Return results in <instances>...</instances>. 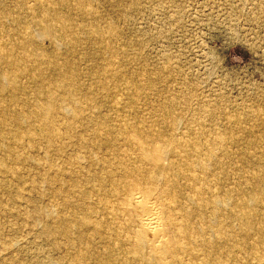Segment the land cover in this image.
Segmentation results:
<instances>
[{
  "label": "rangeland",
  "instance_id": "rangeland-1",
  "mask_svg": "<svg viewBox=\"0 0 264 264\" xmlns=\"http://www.w3.org/2000/svg\"><path fill=\"white\" fill-rule=\"evenodd\" d=\"M0 71V264H264V0H0Z\"/></svg>",
  "mask_w": 264,
  "mask_h": 264
},
{
  "label": "bare ground",
  "instance_id": "bare-ground-1",
  "mask_svg": "<svg viewBox=\"0 0 264 264\" xmlns=\"http://www.w3.org/2000/svg\"><path fill=\"white\" fill-rule=\"evenodd\" d=\"M42 3V2H41ZM82 3H84V2H82ZM54 5V4H53ZM61 6V5H60ZM32 9V8H31ZM50 9V8H49ZM86 9H87V7H86ZM9 20V19H8ZM10 21V20H9ZM96 21V20H95ZM16 23V22H15ZM44 24V23H43ZM83 24V23H82ZM84 26V25H83ZM95 27V26H94ZM23 31V30H22ZM41 32V31H40ZM45 34H48V35H50L49 34V32H47V31H45ZM39 35V34H38ZM84 35V34H83ZM40 37V36H39ZM38 37V38H39ZM47 37V36H46ZM46 37H44V38H46ZM50 37H51V35H50ZM16 39V38H15ZM22 39V38H21ZM21 39H20V41H21ZM11 42H13L12 40H11ZM26 43V42H25ZM58 43V42H57ZM60 44H61V42H60ZM20 45V44H19ZM8 47H10V46H8ZM37 47V46H36ZM3 48V47H2ZM35 50H37V48L35 49ZM22 51V50H21ZM30 51V50H29ZM41 51H42V49H41ZM24 52V51H23ZM28 53V52H27ZM41 53V52H40ZM19 59V58H18ZM40 59H41V56H40ZM38 62V61H37ZM10 64V63H9ZM39 64V63H38ZM153 66V65H152ZM6 67V66H5ZM13 69V68H12ZM15 69V68H14ZM1 72V71H0ZM68 73V72H67ZM59 74V73H58ZM1 76V75H0ZM60 77V76H59ZM1 78H3V77H1ZM25 78V77H24ZM7 80V79H6ZM5 80V81H6ZM107 80H108V78H107ZM10 81H11V79H10ZM36 82V81H35ZM8 82H6V84H7ZM32 83V82H31ZM52 83V82H51ZM50 83V84H51ZM33 84V83H32ZM59 84V83H58ZM31 85V84H30ZM47 86V85H46ZM30 88V87H29ZM61 88V87H60ZM3 91V90H2ZM9 92V91H8ZM31 92H33V91H31ZM6 93V92H5ZM7 94V93H6ZM21 95V94H20ZM11 97V96H10ZM9 97V98H10ZM35 98V97H34ZM1 100V99H0ZM16 100V99H15ZM17 101V100H16ZM32 101V100H31ZM41 101V100H40ZM1 102H2V100H1ZM11 102V101H10ZM14 102V101H13ZM20 102V101H19ZM42 102V101H41ZM71 102V101H70ZM172 102V101H171ZM15 104H16V102H14ZM18 103V102H17ZM66 103V102H65ZM77 103V102H76ZM1 104V103H0ZM5 105V104H4ZM45 105V104H44ZM34 106L35 105H33V108H34ZM13 107V106H12ZM37 107V106H36ZM51 107V106H50ZM63 108H65V107H63ZM66 108H69L68 106L66 107ZM65 108V109H66ZM66 111V110H65ZM68 112H69V110H67ZM12 112V111H11ZM12 113H14V112H12ZM18 113V112H17ZM239 113V112H238ZM19 114V113H18ZM18 114H16V115H18ZM29 115V114H28ZM1 117V116H0ZM23 118V117H22ZM26 120V119H25ZM23 121V120H22ZM21 121V122H22ZM33 122V121H32ZM36 122H38V121H36ZM57 126V125H56ZM157 126V125H156ZM54 128V127H53ZM13 129V128H12ZM14 130V129H13ZM24 130V129H23ZM104 132V131H103ZM141 132V131H140ZM130 133H132V132H130ZM156 133V132H155ZM48 134V133H47ZM142 135V134H141ZM218 135H219V133H218ZM223 135V134H222ZM132 136H135V135H132ZM138 136V135H137ZM137 136H135L136 138L135 139H137V140H139L138 139V137ZM192 136V135H191ZM199 136V135H198ZM166 137V136H165ZM174 137H176V136H174ZM214 137V136H213ZM128 138V137H127ZM140 138V137H139ZM167 138V137H166ZM185 138V137H184ZM143 139V138H142ZM168 139V138H167ZM205 139V138H204ZM203 139V140H204ZM261 139V138H260ZM97 140H98V138H97ZM128 140H129V138H128ZM220 140V139H219ZM15 141H17V140H15ZM155 141H157V140H155ZM165 141V140H164ZM164 141H162V142H164ZM183 141H184V139H183ZM206 141H207V138H206ZM175 142V141H174ZM219 142V141H218ZM142 143V142H141ZM155 143V142H154ZM160 143V142H159ZM172 143V142H171ZM181 144V143H180ZM220 144V146L219 147H221V142L219 143ZM172 145V144H171ZM177 145H178V143H177ZM145 146L147 147V144L145 143ZM162 146L163 145H161V143L160 144H156V147H154L155 149H154V151L152 152V154H150V156H151V158H152V160L154 161V163L155 164H158V163H162L163 161V159H164V157H165V152H163V149H162ZM174 146V145H173ZM186 146V145H185ZM195 146V145H194ZM138 148V147H137ZM150 148V147H149ZM178 149H179V147H177ZM176 149V148H175ZM184 149V148H183ZM190 149V148H189ZM199 149V148H198ZM115 150V149H114ZM166 150V149H165ZM180 150V149H179ZM217 150V149H216ZM151 151V150H150ZM170 151V150H169ZM173 151V150H172ZM147 152H148V150H147ZM174 152V151H173ZM194 152V151H193ZM144 153V152H143ZM165 153V154H164ZM182 153V152H181ZM173 154V153H172ZM183 154V153H182ZM167 155V154H166ZM112 156V155H111ZM203 156V155H202ZM222 156V155H221ZM168 157V156H167ZM178 157V156H177ZM176 157V158H177ZM201 157V156H200ZM97 158H98V156H97ZM150 158V157H149ZM148 158V159H149ZM172 159H173V161H174V158H173V156L171 157ZM183 158H184V156H183ZM205 159V158H204ZM106 160V159H105ZM150 160V159H149ZM178 160V159H177ZM168 161V160H167ZM191 161V160H190ZM219 161V160H218ZM123 162V161H122ZM172 162V161H171ZM107 163V162H106ZM105 163V164H106ZM165 163V162H164ZM183 163V162H182ZM189 163V162H188ZM124 164V163H123ZM174 164V163H173ZM119 165H120V163H119ZM118 164H117V166H119ZM170 165V164H169ZM179 165V164H178ZM121 166V165H120ZM124 166V165H123ZM130 166V165H129ZM143 166V165H142ZM148 166H150V165H148ZM202 166V165H201ZM200 166V167H201ZM205 166V165H204ZM97 167H99V165L97 166ZM203 167V166H202ZM100 168V167H99ZM143 168V167H142ZM176 168V167H175ZM177 168H179L178 166H177ZM204 168V167H203ZM177 170V169H176ZM182 170V169H181ZM141 170H139V172H140ZM178 171V170H177ZM183 171V170H182ZM184 171H187V170H184ZM184 171L182 172L184 175H185V173H184ZM189 171V170H188ZM163 172V171H162ZM168 172H170V171H168ZM191 172V171H190ZM198 172V171H197ZM102 173V172H101ZM145 173H147V172H145ZM167 173V172H166ZM172 173V172H171ZM200 173V172H199ZM106 175V174H105ZM138 175V174H137ZM142 175V174H141ZM151 175V174H150ZM182 175V174H181ZM187 175H188V173H187ZM191 175V174H190ZM120 176V175H119ZM214 176V175H213ZM116 177V176H115ZM135 177V176H134ZM176 177V176H175ZM184 177V176H183ZM182 177V178H183ZM123 178V177H122ZM172 178H173V176H172ZM185 178H186V175H185ZM209 178V177H208ZM207 178V179H208ZM212 178V177H211ZM128 179H130L129 177H128ZM176 179H177V177H176ZM184 179V178H183ZM182 179V180H183ZM163 180V179H162ZM185 180V179H184ZM146 181H148V180H146ZM170 181H172L171 179H170ZM178 181V180H177ZM188 181V180H187ZM192 181V180H191ZM132 182V181H131ZM169 181H167V183H168ZM181 182V181H180ZM179 181H178V183H180ZM174 183V182H173ZM124 184V183H123ZM130 184H132V183H130ZM171 184H172V182H171ZM191 184H193V183H191ZM200 184V183H199ZM139 185V184H138ZM145 186H146V184H144ZM147 185H150V184H148L147 183ZM180 185V184H179ZM178 185V186H179ZM190 185V184H189ZM141 186V185H140ZM140 186H138V187H140ZM153 186H154V184H153ZM174 186V185H173ZM200 186V185H199ZM111 187V186H110ZM130 187H131V185H130ZM150 187V186H149ZM148 187V188H149ZM165 187V186H164ZM167 188H168V186H166ZM180 187V186H179ZM178 187V188H179ZM183 187V186H182ZM181 187V188H182ZM190 187H192V186H190ZM215 187V186H214ZM151 188V187H150ZM177 188V189H178ZM198 188V187H197ZM133 189V188H132ZM132 189H130V191H129V198H130V200H131V203H132V201H135V203H136V208H135V210H136V215L139 217V220H140V222H141V229H142V231H141V233H143L144 234V236L145 235H147V234H152V238L151 239H149V240H147L149 243H151V246H153V250L157 253V252H159L158 254H160V253H166L167 251H169L170 250V248L172 247L173 248V246H169L167 243H165L164 242V239H162V235H161V233H162V230H163V228H164V226L166 225H164V223L162 222V218L158 215V213L156 212V207H153V205L149 202L150 200H148V196H149V192H148V190L145 188V189H139L138 191H135V190H132ZM136 189V188H135ZM154 189V188H153ZM152 189V190H153ZM173 189H175V187H173ZM215 189V188H214ZM161 190V189H160ZM185 190H187V189H185ZM189 191V190H188ZM159 192V191H158ZM161 192V191H160ZM183 192V191H182ZM185 192H187V191H185ZM180 193V192H179ZM196 193V192H195ZM195 193H194V195H195ZM151 194V193H150ZM158 194V193H157ZM165 194V193H164ZM175 194V193H174ZM184 194V193H183ZM261 194V193H260ZM92 196V195H91ZM123 196V195H122ZM151 196V195H150ZM166 196V195H165ZM101 197V196H100ZM103 197V196H102ZM126 197H127V195H126ZM175 197V196H174ZM215 197V196H214ZM213 197V198H214ZM128 198V199H129ZM153 198V197H152ZM162 198V197H161ZM178 197H176V199H177ZM247 198V197H246ZM104 199V198H103ZM120 199V198H119ZM156 199V198H155ZM154 199V200H155ZM160 199V198H159ZM166 199H167V197H166ZM198 199V198H197ZM124 200V199H123ZM158 200V199H157ZM248 200V199H247ZM83 201V200H82ZM86 201V200H85ZM113 201V200H112ZM116 202H117V200H115ZM122 201V200H121ZM166 201V200H165ZM168 201V200H167ZM114 202V201H113ZM128 202H130V201H128ZM160 202H162V201H160ZM188 203H190L189 201H187ZM219 202H220V200H219ZM88 203V202H87ZM164 203V202H163ZM169 203V202H168ZM167 203V204H168ZM199 203V202H198ZM218 203V202H217ZM108 204V203H107ZM121 204V203H120ZM171 204V203H170ZM221 204H222V202H221ZM1 205V204H0ZM18 204H16V206H17ZM85 205V204H84ZM106 205V204H105ZM131 205V204H130ZM132 205H134L133 203H132ZM164 205H165V203H164ZM223 205V204H222ZM76 206V205H75ZM88 206V205H87ZM112 206H114L113 204H112ZM118 206V205H117ZM123 206V205H122ZM156 206H158L157 204H156ZM162 206V205H161ZM167 206V205H166ZM164 207V206H163ZM238 207V206H237ZM19 208V207H18ZM108 208V207H107ZM170 208V207H169ZM17 209V208H16ZM108 209H110V208H108ZM123 209V208H122ZM189 209V208H188ZM240 209V208H239ZM47 211V210H46ZM87 211H89V210H87ZM91 211V210H90ZM123 211V210H122ZM125 211V210H124ZM131 211H132V209H131ZM130 211V212H131ZM235 211V210H234ZM243 211V210H242ZM245 211V210H244ZM42 212V211H41ZM126 212V211H125ZM159 212H161V211H159ZM43 213V212H42ZM164 213V212H163ZM46 214V213H45ZM162 214V213H161ZM168 214H169V212H168ZM167 214V215H168ZM48 215V214H47ZM104 215V214H103ZM107 215V214H106ZM111 215V214H110ZM170 215V214H169ZM168 215V216H169ZM172 215V214H171ZM49 216V215H48ZM123 216V215H122ZM127 216V215H126ZM133 216V215H132ZM131 216V217H132ZM174 216V215H173ZM176 216V215H175ZM83 217V216H82ZM104 217V216H103ZM110 218H111V216H109ZM96 218V217H95ZM166 218V217H165ZM175 218V217H174ZM222 218V217H221ZM37 219V218H36ZM124 219H125V216H124ZM131 219V218H130ZM164 219V218H163ZM169 219V218H168ZM42 220V219H41ZM86 220V219H85ZM173 220V219H172ZM178 220V219H177ZM176 220V221H177ZM180 220H181V218H180ZM34 221H36L35 219L34 220H32V222H34ZM91 221V220H90ZM89 221V222H90ZM110 221V220H109ZM122 221V220H121ZM213 221V220H212ZM36 222H38L39 223V220H37ZM43 222V221H42ZM45 223H46V221H44ZM169 222V221H168ZM37 223V224H38ZM121 223V222H120ZM33 224V223H32ZM40 224V223H39ZM38 224V225H39ZM50 224V223H49ZM84 224H86V223H84ZM102 224V223H101ZM140 224V223H139ZM52 224H50V226H51ZM97 225V224H96ZM48 226V225H47ZM61 226V225H60ZM171 226V225H170ZM169 224L167 225V228H168V231H169ZM178 226H180V224H178ZM177 226V227H178ZM182 226V225H181ZM180 226V227H181ZM43 227H45V226H43ZM56 227V226H55ZM86 227V226H85ZM100 227V226H99ZM183 227V226H182ZM216 227V226H215ZM222 227V226H221ZM8 228V227H7ZM66 228V227H65ZM173 228V227H172ZM171 228V229H172ZM179 228V227H178ZM34 229V228H33ZM47 229H49L48 227L46 228V232L48 231ZM58 229H59V226L58 227H56V229H54V232H55V230H57L58 231ZM67 229V228H66ZM109 229V228H108ZM119 229V228H118ZM133 229V228H132ZM35 230V229H34ZM61 229H59V231H60ZM177 230V229H176ZM178 230H180V229H178ZM36 231V230H35ZM53 231V230H52ZM52 231H49V232H52ZM68 231V230H67ZM66 231V232H67ZM71 231H73V229L71 230ZM91 231V230H90ZM98 231V230H97ZM172 231H175L174 229L173 230H171V232ZM34 232V231H33ZM45 232V233H46ZM61 233H62V231H60ZM65 232V233H66ZM73 232H75V231H73ZM170 232V231H169ZM168 232V233H169ZM170 232V233H171ZM57 233L58 232H56V234L55 235H57ZM61 233H58V236L59 235H61ZM65 233H62L64 236H66L65 235ZM92 233V232H91ZM94 233V232H93ZM167 233V234H168ZM169 233V234H170ZM175 234H176V231L174 232ZM212 233H213V230H212ZM16 234H17V232H16ZM36 234H38V232L36 233ZM47 234V233H46ZM52 234V233H51ZM68 234V233H67ZM71 234H72V232H71ZM70 234V235H71ZM86 234V233H85ZM114 234V233H113ZM126 234V233H125ZM181 234H183V233H181ZM193 234V233H192ZM216 234H217V232H216ZM14 235V234H13ZM50 235V234H49ZM69 235V234H68ZM75 235V234H74ZM74 235H72V236H74ZM84 235V234H83ZM92 235V234H91ZM95 235V234H94ZM93 235V236H94ZM184 235H186V234H183V236ZM207 235H208V233H207ZM7 237H8V235H6ZM51 236V235H50ZM169 236H171V235H169ZM169 236H167L168 238H172V237H169ZM12 237V236H11ZM14 237V236H13ZM47 237H48V234H47ZM56 237V236H55ZM60 237V236H59ZM70 237V236H69ZM75 237V236H74ZM89 237H91V236H89ZM125 237V236H124ZM150 237V236H149ZM174 237H175V235H174ZM61 238V237H60ZM67 238V237H66ZM70 238H72V237H70ZM92 238V237H91ZM94 238V237H93ZM104 238V237H103ZM221 238V237H220ZM6 239V238H5ZM15 239V238H14ZM62 239V238H61ZM90 239V238H89ZM175 239V238H174ZM177 239H178V237H177ZM183 239V238H182ZM181 239V240H182ZM11 240V239H10ZM45 240V239H44ZM49 240H50V237H49ZM48 240V241H49ZM53 240H55V239H53ZM64 240H66V239H64ZM67 240H69L68 238H67ZM73 240V239H72ZM78 240H80V239H78ZM94 240V239H93ZM1 241V240H0ZM69 241H71V240H69ZM99 241H100V239H99ZM171 241H172V239H171ZM49 242H51V241H49ZM57 243H59L58 241H56ZM64 242V241H63ZM62 242V243H63ZM67 241H65V243H66ZM76 242H78V241H76ZM84 242H85V240H84ZM90 242V241H89ZM93 242V241H92ZM95 242V241H94ZM113 242V241H112ZM118 242V241H117ZM170 242V241H169ZM176 242V241H175ZM184 242V241H183ZM212 242V241H211ZM8 243V242H7ZM45 243V242H44ZM47 243V242H46ZM61 243V244H62ZM73 243H75V242H73ZM79 243V242H78ZM86 243H88V242H86ZM111 243V242H110ZM6 244V243H5ZM3 245L4 247L6 246V245ZM43 244V243H42ZM51 244H52V242H51ZM50 243H49V247H50V245H51ZM53 244H54V241H53ZM67 244H68V242H67ZM69 244H71V243H69ZM93 244V243H92ZM181 244V243H180ZM179 244V245H180ZM184 244V243H183ZM20 245V244H19ZM44 245H46V244H44ZM58 245V244H57ZM59 245H60V243H59ZM58 245V246H59ZM76 245V244H75ZM74 245V246H75ZM79 245V244H78ZM80 245H81V241H80ZM79 245V246H80ZM87 245V244H86ZM129 245V244H128ZM176 245V244H175ZM191 245L193 246V244L191 243ZM7 246H11L10 245V243L7 245ZM42 246V245H41ZM47 246V245H46ZM53 246V245H52ZM54 246H56V245H54ZM53 246V247H54ZM61 246V245H60ZM59 246V247H60ZM67 246H70V245H66V246H63V247H67ZM82 246V245H81ZM112 246V245H111ZM130 246V245H129ZM2 247V246H1ZM20 247V246H19ZM72 246H70V248H71ZM78 246H76V248H77ZM99 247H101V246H99ZM131 247V246H130ZM3 248V247H2ZM6 248V250H7V247H5ZM12 249H14L13 247H11ZM38 248V247H37ZM41 248V247H40ZM39 248V250H41ZM78 248H80V247H78ZM82 248V247H81ZM86 248V247H85ZM52 249V248H51ZM58 249H60V248H58ZM64 249V248H63ZM73 249V248H72ZM95 248H93V250H94ZM115 249V248H114ZM151 249V248H150ZM5 250V251H6ZM11 249H9V251H10ZM39 250H37V251H39ZM60 250H62V249H60ZM59 250V251H60ZM70 250V249H69ZM78 250V249H77ZM98 250V249H97ZM109 250V249H108ZM152 250V249H151ZM151 250L149 251V252H151ZM1 251H4V250H1ZM12 251V250H11ZM17 251V250H16ZM52 251V250H51ZM51 251H50V253H51ZM54 251V250H53ZM56 251H57V247H56ZM64 251V250H63ZM70 251H72V250H70ZM95 251V250H94ZM7 253H8V251H6ZM43 252V251H42ZM61 252V251H60ZM65 252H67L66 250H65ZM73 252H75V251H73ZM93 252V251H92ZM107 252V251H106ZM154 252V253H155ZM195 252V251H194ZM1 253V252H0ZM7 253H5V254H7ZM48 253V252H47ZM58 253V252H57ZM56 253V257L59 255V254H57ZM63 253V252H62ZM71 253V252H70ZM70 253H68V254H66V255H68L69 257L71 256V255H69ZM76 253V252H75ZM74 253V254H75ZM94 253V252H93ZM188 253H190V252H188ZM16 253H14V255H15ZM72 255H73V253H71ZM81 254V253H80ZM196 254V253H195ZM44 255V254H43ZM46 255V254H45ZM50 255V254H49ZM52 255V254H51ZM62 255V254H61ZM78 254H76L75 256H77ZM86 255V254H85ZM85 255H83V256H85ZM92 255V254H91ZM96 255V254H95ZM111 255V254H110ZM38 256V255H37ZM47 256V255H46ZM46 256H43L44 258L46 257ZM79 256V255H78ZM77 256V257H78ZM87 256V255H86ZM90 256V255H89ZM93 256H94V254H93ZM92 256V258H94ZM104 256H106V255H103V256H101V257H104ZM154 256H156V254L154 255ZM203 256V255H202ZM55 257V256H54ZM54 257H52V258H54ZM59 257V256H58ZM65 257V256H64ZM67 257V256H66ZM68 257V258H69ZM72 257V256H71ZM88 257V256H87ZM161 257V256H160ZM1 258V257H0ZM37 258V257H36ZM40 258H42V256H40ZM48 258V257H47ZM50 258V257H49ZM52 258H50V259H52ZM79 258H81L80 256H79ZM91 258V259H92ZM96 258V257H95ZM162 258V257H161ZM169 258V257H168ZM21 259V258H20ZM23 259V258H22ZM21 259V260H22ZM24 259H26V258H24ZM35 259V258H34ZM70 259V258H69ZM74 259H75V257H74ZM83 259H85V257L83 258ZM102 259V258H101ZM104 259V258H103ZM21 260H19V264L21 263ZM40 260V264H41V261H42V259H39ZM46 260V259H45ZM76 260V259H75ZM81 260V259H80ZM79 260V261H80ZM107 260V259H106ZM190 260V259H189ZM195 260V259H194ZM5 261V260H4ZM8 261V260H7ZM24 261V260H23ZM26 261V260H25ZM24 261V262H25ZM29 261V259H27V261L26 262H28ZM48 261V260H47ZM46 261V262H47ZM52 261V260H51ZM72 261H74L73 259H72ZM79 261H78V263H76V264H79ZM82 261H85V260H81V262ZM92 261H94V260H92ZM160 261H162V262H165V259H161ZM169 261V260H168ZM196 261V260H195ZM201 261V260H200ZM25 262V263H26ZM30 262V261H29ZM28 262V263H29ZM33 262V261H32ZM75 262V261H74ZM39 262H35L34 264H38ZM87 263H88V261H87ZM94 263H96V261L94 262ZM200 263V262H199ZM219 263V262H218ZM22 264V263H21ZM27 264V263H26ZM31 264V263H30ZM44 264V263H43ZM46 264V263H45ZM81 264H83V263H81ZM97 264V263H96Z\"/></svg>",
  "mask_w": 264,
  "mask_h": 264
}]
</instances>
